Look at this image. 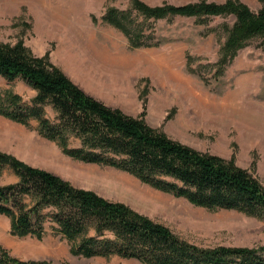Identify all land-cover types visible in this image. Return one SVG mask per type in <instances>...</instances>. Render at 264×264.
Listing matches in <instances>:
<instances>
[{
	"label": "rangeland",
	"instance_id": "rangeland-1",
	"mask_svg": "<svg viewBox=\"0 0 264 264\" xmlns=\"http://www.w3.org/2000/svg\"><path fill=\"white\" fill-rule=\"evenodd\" d=\"M139 1L154 7L200 0ZM241 1L254 12L263 4ZM134 5L135 0H0V46L23 45L105 104L133 117L143 115L152 127L198 151L233 160L264 185L263 37L250 39L232 56L226 42L234 15L156 19L146 18ZM111 8L132 12L137 27H128L134 35L104 19ZM135 41L141 44L134 46ZM5 92L26 101L37 93L23 80L0 76V94ZM47 114L51 119L56 115L51 105ZM0 152L125 203L199 246L264 245V216L197 206L120 168L73 158L40 134L37 120L27 125L0 114ZM17 181L12 168L0 170V185ZM0 243L23 260L145 264L114 255L74 254L50 220L43 237H18L10 218L0 215Z\"/></svg>",
	"mask_w": 264,
	"mask_h": 264
},
{
	"label": "trees",
	"instance_id": "trees-1",
	"mask_svg": "<svg viewBox=\"0 0 264 264\" xmlns=\"http://www.w3.org/2000/svg\"><path fill=\"white\" fill-rule=\"evenodd\" d=\"M134 6L146 18L156 19L234 15L226 42L232 56L255 36L264 39V0L258 12L241 0L154 7L135 0ZM131 14L111 8L104 19L134 35L128 27H137ZM0 76L23 80L37 91L30 101L17 93H1L0 114L27 125L37 120L40 134L57 141L71 157L120 168L197 206L264 216V185L248 169L171 138L148 124L143 115L133 117L105 104L58 67L32 57L23 45L0 46ZM48 105L56 112L54 119L47 114ZM5 167L13 169L18 181L0 185V215L10 218L15 236L41 238L50 220L71 243L72 252L86 257L114 255L145 264H264V245L202 247L125 203L78 188L48 170L0 152V170ZM0 264L51 263L17 258L0 243Z\"/></svg>",
	"mask_w": 264,
	"mask_h": 264
}]
</instances>
